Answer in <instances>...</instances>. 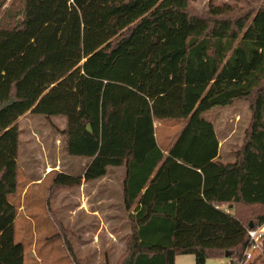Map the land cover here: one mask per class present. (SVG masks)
<instances>
[{"label":"trees","instance_id":"trees-1","mask_svg":"<svg viewBox=\"0 0 264 264\" xmlns=\"http://www.w3.org/2000/svg\"><path fill=\"white\" fill-rule=\"evenodd\" d=\"M248 99L231 162L201 115ZM64 116L69 156L89 161L73 186L124 166L130 232L120 264L241 257L264 223V6L202 13L189 0H0V264H24L15 241L19 129L25 113ZM182 126L165 154L154 121ZM181 201L227 205L189 212ZM180 238V243L177 240ZM263 253L248 264H264Z\"/></svg>","mask_w":264,"mask_h":264},{"label":"rangeland","instance_id":"rangeland-1","mask_svg":"<svg viewBox=\"0 0 264 264\" xmlns=\"http://www.w3.org/2000/svg\"><path fill=\"white\" fill-rule=\"evenodd\" d=\"M215 4H228L231 14H239L263 7L264 0H189V9L202 13ZM248 103L241 99L201 115L213 124L220 139V133L228 134L222 146L225 162L233 161L241 146L250 120ZM65 124L64 116L29 112L17 120L18 184L9 200L17 208L15 241L23 245L24 264H120L130 225L119 188L108 183V176L114 182L119 175L107 169L104 177L78 185L52 184L58 172L80 175L88 160L66 153L61 133ZM154 125L157 142L163 147L167 138L177 135L182 122L154 121ZM226 262L223 256L208 257L204 264ZM175 264H195V259L192 254H178Z\"/></svg>","mask_w":264,"mask_h":264},{"label":"crops","instance_id":"crops-1","mask_svg":"<svg viewBox=\"0 0 264 264\" xmlns=\"http://www.w3.org/2000/svg\"><path fill=\"white\" fill-rule=\"evenodd\" d=\"M214 129H215V127H214ZM215 132H216L217 138L219 140L218 156H219V159L221 161H223L222 156H225L226 154L222 153V146H223V141H225L228 138V134L220 133L219 136L223 137L222 139H220V137H218V132L216 130H215ZM167 139H168V142L163 144V147L160 146L162 151L165 154H167L168 148L172 145L173 141L176 139V135H174V137H170ZM156 140H157V137H156ZM87 161H89V158ZM87 161H86V164H87ZM223 162H225V161H223ZM107 169H108V173L110 171H114L115 176L116 175L120 176V177L116 176L114 182H113V177L108 176V183L111 182V183H115V185H117V187L119 188V195H120L121 201L123 202V196L122 195H123V180H124V176H125V168H124V166H109ZM118 172L120 174H118ZM106 174H107V172H106ZM104 176H102V177H104ZM102 177H100V178H102ZM116 182H118V183H116ZM180 204L183 206H186L185 208L191 213H195V212L204 213L205 211L211 212V207L217 211H220L222 214L227 215V216H230V213H231V210L227 205H222L220 207L209 206L205 201H181ZM227 260H228V258H227Z\"/></svg>","mask_w":264,"mask_h":264},{"label":"built area","instance_id":"built-area-1","mask_svg":"<svg viewBox=\"0 0 264 264\" xmlns=\"http://www.w3.org/2000/svg\"><path fill=\"white\" fill-rule=\"evenodd\" d=\"M264 233V223L255 228H248V242L243 250L241 257L236 259H228L226 264H248L255 256L262 255L263 241L262 235Z\"/></svg>","mask_w":264,"mask_h":264},{"label":"water","instance_id":"water-1","mask_svg":"<svg viewBox=\"0 0 264 264\" xmlns=\"http://www.w3.org/2000/svg\"><path fill=\"white\" fill-rule=\"evenodd\" d=\"M249 227L252 228V223L251 222H249Z\"/></svg>","mask_w":264,"mask_h":264}]
</instances>
